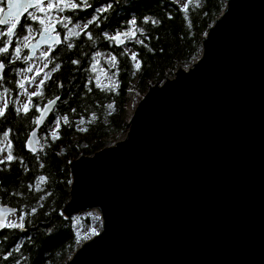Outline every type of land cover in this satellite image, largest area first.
<instances>
[{"label":"water","instance_id":"95a60500","mask_svg":"<svg viewBox=\"0 0 264 264\" xmlns=\"http://www.w3.org/2000/svg\"><path fill=\"white\" fill-rule=\"evenodd\" d=\"M201 48L147 87L122 140L70 161L62 214L98 210L102 228L65 264H264V0H226Z\"/></svg>","mask_w":264,"mask_h":264},{"label":"trees","instance_id":"16d2710c","mask_svg":"<svg viewBox=\"0 0 264 264\" xmlns=\"http://www.w3.org/2000/svg\"><path fill=\"white\" fill-rule=\"evenodd\" d=\"M225 1L190 0L187 10L181 11L178 0H92L90 12L95 7H111L99 12L97 21L87 29L73 27L79 19L70 18L71 34H78L62 42L61 59L53 62L60 67L43 78L40 95L25 101L27 113L25 103L19 106L10 98L6 115L0 117V154L4 153L0 157V204L17 208L9 219L19 222L23 214L25 224L23 229L6 227L0 232V264H65L86 240L82 229L96 219L90 214H62L71 189L70 161L82 153H95L115 140L116 131L127 127L130 88L135 89L138 102L150 83L199 57L202 36ZM144 16L150 20L145 22ZM133 17L135 25H128L126 21ZM128 28L135 35L128 36L125 45H114L109 32ZM68 43H72L71 49ZM54 97H58L56 107L39 131L40 147L36 153L28 152L23 140L35 125L36 106ZM17 108L21 110L17 112ZM5 130H10L11 148L2 134ZM9 153L15 158L11 162L6 159ZM39 176L46 180L38 181Z\"/></svg>","mask_w":264,"mask_h":264},{"label":"snow or ice","instance_id":"6c2138e0","mask_svg":"<svg viewBox=\"0 0 264 264\" xmlns=\"http://www.w3.org/2000/svg\"><path fill=\"white\" fill-rule=\"evenodd\" d=\"M190 0H186V2L181 7V11L187 10L189 6ZM3 4L5 6H0V26L6 25V29L0 31V54H3L5 59L8 55L14 54L17 58H19L20 55V49H21V43L20 41L23 40V47L24 48H35L39 43L52 41L55 44L62 43L61 39L59 38V33H56L53 35L55 31V21L56 18L51 15V12L53 9L62 12L66 8H71L75 10L78 6L88 7L89 4L85 3L84 0H81V4L78 5L77 3L72 2V0H3ZM111 5H108L107 7H98L96 9L97 12H105L107 11V8H110ZM29 9H35V13L28 11ZM27 12L28 20L37 22L38 27H34L32 24L28 22V20L21 21L22 14ZM69 17L61 16L60 22L63 23L66 19H70ZM143 20L145 22H148L150 18L148 16H144ZM94 21H97V16L93 14L90 19H88L86 22H84L82 25L79 24H73V27H82V29H87L89 25L93 24ZM152 23H158V21L152 20ZM128 25H135L136 18L133 17L132 19H129L126 21ZM64 28L66 30L68 29V24H63ZM98 26V25H97ZM136 31H142V29L137 28ZM32 32H36L40 39L37 41H34L30 43V35ZM28 33V34H25ZM77 32H72V35H77ZM89 36V39H91V33H86ZM103 36L107 37L108 33L104 32L102 33ZM120 35H124L126 37L135 35V32H133L132 28H128L127 31L120 33L117 32L115 37H112L113 39L119 37ZM68 37L65 36L64 39H67ZM94 42V41H93ZM136 43H142V41L137 40ZM14 46V53L12 52ZM67 47L71 49L73 47L72 43H68ZM51 44L49 45V50L51 51ZM48 51L41 52V56H48ZM31 55V53H29ZM97 55H99L97 53ZM136 58V53H132V59ZM5 59H0V69L5 68ZM25 60L29 59V56L24 57ZM113 60H115V57H112ZM8 63H11V61H7ZM73 64L78 63V61L73 60ZM60 67L59 64H55L52 71H56ZM27 71H31V68L27 69ZM39 72V70H37ZM29 77H24V80H28ZM16 84L23 87V81L17 80ZM41 84H43V81H41ZM7 91V90H6ZM29 96V99L33 96L40 95L39 88L35 92H30L27 94ZM58 99V97L56 98ZM53 100L49 99L47 101V104L44 105V108L47 109L50 105L53 104ZM8 105L5 103L3 106H0V117H4L6 115V109ZM108 107H112L111 104L108 105ZM29 105L28 103H25L23 105V111L25 113L28 112ZM37 111L40 110L39 105L36 106ZM21 109L17 108L16 111L19 112ZM74 111V110H73ZM65 123H68L67 118H64ZM36 122H40V118L36 119ZM3 136L8 137L10 134V130L3 131ZM55 135V133H53ZM8 147H12V142L9 140ZM32 151H35V149H32ZM7 161L11 162L15 158L14 156L9 153L6 157ZM0 163H3V161H0ZM43 167V165H41ZM38 181H44L46 180V177L39 176L37 177ZM40 199H43V196L40 197ZM6 208V211H5ZM31 211L33 213L36 212V208H32ZM17 212L16 208L6 207L4 205H0V228H10V229H23L25 227L24 224V215L21 214L19 216V222L11 221L7 218L8 213H15ZM93 235L96 234V230H91ZM87 238V237H85Z\"/></svg>","mask_w":264,"mask_h":264},{"label":"flooded vegetation","instance_id":"af4514ba","mask_svg":"<svg viewBox=\"0 0 264 264\" xmlns=\"http://www.w3.org/2000/svg\"><path fill=\"white\" fill-rule=\"evenodd\" d=\"M91 1L92 0H84L85 3L90 5L88 7L78 6L75 10L71 8H66L62 12H59L55 9L52 10L51 15L56 18V21H55L56 29L54 32L59 33V35L62 36L63 42L66 40L64 39L65 36H67L68 38L72 36L71 28H69V25H68V29L70 30H66L63 26L64 23L68 24L70 19H66L63 23H61L59 18L61 16L69 17V14H71L70 18L72 16H76L79 19L78 24L82 25L84 22L87 21V20L82 21V18L90 19L92 14H95V15L99 14V12L96 11L97 7H95L94 12H90L92 8ZM72 2L77 3L78 5L81 4V0H72ZM45 4H46V0H45ZM0 6H5L3 4V0H0ZM28 11L35 13V9H29ZM24 20H28L27 12H25L21 17V21H24ZM28 22L32 24L34 27H38L37 22H33L30 20H28ZM6 27H7L6 25L0 26V31L6 29ZM78 28L82 29V27H78ZM116 33L117 32L110 31L109 36L112 38L115 36ZM25 34H28V33H25ZM29 35H30V41H29L30 43L36 41L37 38L39 37V35L36 32H32ZM114 41L115 39L112 38L113 44H114ZM20 43H21V49H20L19 58H17L14 54H10L5 59L4 55L0 54V59H5V68L0 69V103H1V106L7 103L10 100V98L17 100L18 101L17 105L19 106L23 105L25 101L29 99V96L27 94L30 92L37 91V89L39 88V84L41 83L43 78H45L50 73V71H52L53 67L55 66L53 62L54 61L59 62L58 59L59 58L61 59L60 57L61 52H59L60 50L59 48L60 46H62V43L59 45L58 44L52 45L51 51H48L49 45L43 46L33 51L32 48L23 47V43H24L23 40H21ZM45 51H48V56H41V52H45ZM12 52L14 53V46H13ZM29 53H31V55H29ZM25 56H29V59L25 60L24 59ZM9 60L11 61V63L7 62ZM29 68H31V71H27V69ZM37 70H39V72ZM24 77H29V79L24 80ZM17 80L23 81V87L16 84ZM29 88L30 90L28 92ZM22 98L23 100H21ZM42 105L39 106L40 109ZM36 118H35V122H36ZM26 137L23 140V145H24ZM9 139H10V136L4 138V140H9Z\"/></svg>","mask_w":264,"mask_h":264},{"label":"rangeland","instance_id":"374dc122","mask_svg":"<svg viewBox=\"0 0 264 264\" xmlns=\"http://www.w3.org/2000/svg\"><path fill=\"white\" fill-rule=\"evenodd\" d=\"M180 4H184L185 3V0H178ZM125 38H127L125 36ZM129 52H131V48H128L126 47ZM186 65V64H185ZM170 74V73H169ZM102 75L104 77H108V73L106 74V72H102ZM150 85V84H149ZM147 89V87H145ZM30 88L28 89V92H29ZM24 98V97H23ZM23 98L21 100H23ZM137 95H136V91L135 89L130 88V92H129V101H128V104L126 106V112H125V115L127 117V119L130 117V115L132 114V112L134 111L135 109V105L137 103ZM0 106H1V103H0ZM126 132H127V127L123 130H118L114 133V138H115V142L118 141V140H122L125 135H126ZM4 156V153H1L0 154V157H3ZM86 214H90L92 215L95 219H96V222L95 224H93L92 226H88V227H84L82 229V234L87 237L86 239H89L91 236H93V233H92V229H95L96 230V233H98L101 228H102V225H101V222L98 220V218L96 217V215L94 214V211H87V212H83L81 213V215H86ZM12 218V216L10 217V219ZM9 219V220H10Z\"/></svg>","mask_w":264,"mask_h":264},{"label":"bare ground","instance_id":"6f19581e","mask_svg":"<svg viewBox=\"0 0 264 264\" xmlns=\"http://www.w3.org/2000/svg\"><path fill=\"white\" fill-rule=\"evenodd\" d=\"M94 214L96 215V217L98 218V220L101 222V225H102V216H101V213L97 210H95Z\"/></svg>","mask_w":264,"mask_h":264},{"label":"built area","instance_id":"2783aa9c","mask_svg":"<svg viewBox=\"0 0 264 264\" xmlns=\"http://www.w3.org/2000/svg\"><path fill=\"white\" fill-rule=\"evenodd\" d=\"M173 75H174L173 73H170V74H169V73H166V74H165V77H172ZM110 143H111V142H110ZM110 143H108V144H110Z\"/></svg>","mask_w":264,"mask_h":264}]
</instances>
